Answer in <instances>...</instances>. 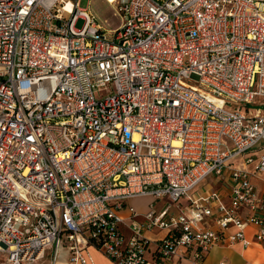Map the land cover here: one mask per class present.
I'll return each instance as SVG.
<instances>
[{
	"label": "built area",
	"instance_id": "2783aa9c",
	"mask_svg": "<svg viewBox=\"0 0 264 264\" xmlns=\"http://www.w3.org/2000/svg\"><path fill=\"white\" fill-rule=\"evenodd\" d=\"M113 1L108 38L79 0H0V264L264 246V0ZM225 172L227 204L195 191Z\"/></svg>",
	"mask_w": 264,
	"mask_h": 264
},
{
	"label": "crops",
	"instance_id": "0c3cea01",
	"mask_svg": "<svg viewBox=\"0 0 264 264\" xmlns=\"http://www.w3.org/2000/svg\"><path fill=\"white\" fill-rule=\"evenodd\" d=\"M264 154V142H259L254 149L255 157ZM211 177V176H208ZM227 172L224 173L222 178L215 179L211 177L210 182L201 181L199 185L195 188V191H211L216 190L220 193L221 198L227 204L229 183H227ZM203 182V183H202ZM252 182L256 185L258 191L264 188V173L260 178H254ZM148 198L146 199V203ZM131 202L136 206L138 210H144L145 206L142 207L137 199H132ZM230 227L229 230H232ZM246 236L250 239V242L246 246H242L240 243H235L233 245H216L212 247L211 251L206 255V257L201 261L200 264H216L220 259H226L229 264H264V246L254 241L255 228L252 225H247L244 228ZM157 233H150L151 236H155ZM59 255L62 253L66 257L65 263L60 261H55V263L60 264H76L70 259V253L62 247L59 250ZM84 253L92 258V264H112V262L107 259L101 251H98L92 246H87L84 248ZM58 255V256H59ZM54 263V264H55ZM170 264H190L187 261L178 262L172 260Z\"/></svg>",
	"mask_w": 264,
	"mask_h": 264
},
{
	"label": "rangeland",
	"instance_id": "374dc122",
	"mask_svg": "<svg viewBox=\"0 0 264 264\" xmlns=\"http://www.w3.org/2000/svg\"><path fill=\"white\" fill-rule=\"evenodd\" d=\"M79 6L82 8H87L93 16H95L96 21L100 24L101 27H103L106 31V35L108 38L112 36L114 31L119 28V26L122 23V19L120 14L118 13L116 9V3L113 0H79ZM81 24V20L78 21L77 27ZM112 92V87L107 86V87H102L100 90L97 92L96 95L103 97L107 96ZM257 97L252 103L247 104V107L250 108H255L257 103H256ZM242 108H245V105L243 103L238 104ZM225 107H231L229 105H225ZM211 177L213 175H210ZM211 177H206L203 182H210ZM214 177V176H213ZM202 182V183H203ZM146 199L147 198H137V201L140 202V205L142 207L145 206L146 204ZM184 197L180 198L178 201L181 203H184L185 201ZM154 247V244L149 245V248L146 257L149 258L151 257V252L152 248ZM60 252V251H59ZM52 247H46L45 248V255L41 258L38 259L36 262L33 263H28V264H51L52 260ZM66 257L64 254H60L57 257L56 261L64 262L65 263Z\"/></svg>",
	"mask_w": 264,
	"mask_h": 264
},
{
	"label": "bare ground",
	"instance_id": "6f19581e",
	"mask_svg": "<svg viewBox=\"0 0 264 264\" xmlns=\"http://www.w3.org/2000/svg\"><path fill=\"white\" fill-rule=\"evenodd\" d=\"M70 6V2H67L66 7L68 8ZM55 264H60V263H55Z\"/></svg>",
	"mask_w": 264,
	"mask_h": 264
}]
</instances>
